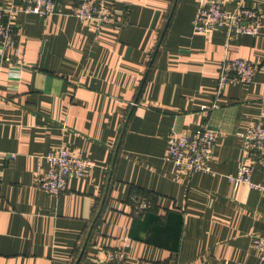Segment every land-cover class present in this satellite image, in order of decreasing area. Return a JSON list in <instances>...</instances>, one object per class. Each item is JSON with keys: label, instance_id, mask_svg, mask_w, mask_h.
Listing matches in <instances>:
<instances>
[{"label": "crops", "instance_id": "obj_1", "mask_svg": "<svg viewBox=\"0 0 264 264\" xmlns=\"http://www.w3.org/2000/svg\"><path fill=\"white\" fill-rule=\"evenodd\" d=\"M76 1L19 13L12 45L0 41V264H105L125 237L124 264H264L251 245L264 190L229 179L245 162L264 184L242 147L264 123V22L256 36H204L191 23L199 0H104L116 22L94 31L71 14ZM237 1L264 12V0ZM224 57L254 62L253 82L218 92ZM203 124L218 132L210 171L170 161L168 137ZM59 146L96 166L55 196L35 167ZM135 190L152 199L140 216Z\"/></svg>", "mask_w": 264, "mask_h": 264}, {"label": "built area", "instance_id": "obj_2", "mask_svg": "<svg viewBox=\"0 0 264 264\" xmlns=\"http://www.w3.org/2000/svg\"><path fill=\"white\" fill-rule=\"evenodd\" d=\"M56 3L57 0H10L8 3H0V41L3 46L13 43V19L19 13L47 17L56 10ZM71 14L80 22L92 25L94 31L116 22L112 7L104 0H78L73 4ZM263 22L264 12L256 6L243 5L237 1L229 7L228 0H199L191 23L193 30L200 35L205 36L213 29L225 27L228 38H233L243 34L256 36ZM13 63L9 75L17 78L24 61L18 59ZM256 71L257 65L248 59L224 57L218 69V92L229 83H252ZM203 110L207 111L208 107H203ZM217 133L205 124L190 133H173L167 139V158L192 171H210L208 161L213 153ZM242 138L245 157L264 172V123L253 122ZM95 166L93 160L72 153L64 146L55 147L36 158L35 185L56 196L66 190L70 177L87 176ZM229 179L234 185L244 183L260 191L264 190V184L252 181L251 165L245 162L239 165L236 175H229ZM129 200L132 213L136 216L152 207L151 197L140 191H132ZM127 244L128 238L125 237L121 246L107 249L104 254L105 264H124ZM251 245L264 262V235H252Z\"/></svg>", "mask_w": 264, "mask_h": 264}, {"label": "trees", "instance_id": "obj_3", "mask_svg": "<svg viewBox=\"0 0 264 264\" xmlns=\"http://www.w3.org/2000/svg\"><path fill=\"white\" fill-rule=\"evenodd\" d=\"M136 191V190H135Z\"/></svg>", "mask_w": 264, "mask_h": 264}]
</instances>
